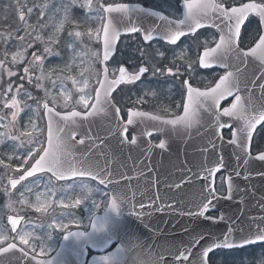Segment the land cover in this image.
I'll return each mask as SVG.
<instances>
[{
    "label": "snow or ice",
    "instance_id": "obj_1",
    "mask_svg": "<svg viewBox=\"0 0 264 264\" xmlns=\"http://www.w3.org/2000/svg\"><path fill=\"white\" fill-rule=\"evenodd\" d=\"M182 7V18H173L171 14L165 15L162 11H154L151 8L141 7L139 4L101 3L100 0H95V2L94 0H56V3L53 4L52 0H46L42 5L34 4L32 7H27L26 3L21 6L19 0H17L19 19L24 23V28L17 29L16 35L12 33L0 34V43L4 45L2 50L3 58H0V69H3V75L13 77L18 75L17 71H14L13 68L23 65V75L19 76L20 81L27 79L28 85L34 86L37 91H42L44 95L42 98L33 95L31 91H28L24 87L23 83L18 84L15 92H13V84L6 82L7 86L3 88L5 99H3L2 103L4 108L12 109V119L9 121V124L13 126L18 122L17 118L20 113L29 110L31 115L29 116L28 123L37 133L43 132V129L37 128L34 117L39 118L40 111L43 109L44 116L47 118V135L45 146V141L39 135L32 136L31 133L13 135L10 131L0 133V144L5 143L6 140L19 141V144H15L14 147H23L24 141L21 139V136L27 135L29 137L27 143L32 145V147L28 148L23 163L27 164L29 160H34V162L23 175L19 176V179L10 180L11 187L15 188L20 181L25 180L27 177L35 176L37 173H51V177L46 182V189L52 196L57 191L54 187L55 181L53 178L63 181L71 179L73 180V184L66 187L72 188L75 186L81 190V198H75L73 202L68 204L65 203L64 199L59 201L63 209L59 216H53L54 222L49 223L47 227L67 229L68 224L63 223L64 219H68L69 223H79L71 209L80 206L83 201L91 200L92 208L99 207L96 200L92 199V193L98 192L99 189L89 188L85 178L96 180L100 185L105 186L110 184L119 185L121 180L130 181L132 179V177L124 172L120 173L118 179L114 178V173L110 167V160L106 159L104 165H101L99 161L95 163V166L87 163V159L93 149L102 158H107L109 154V146L105 143L107 137L103 139L94 137L90 134L91 129H89L88 134L82 136L78 141L76 140V129L91 124L92 120L90 118L99 117L101 120H106L108 122V136L115 138L119 145L127 143L136 145L138 136L151 137L153 135L152 131L140 128V122L143 118L158 121L164 125H172L173 127L182 125L188 131L189 139L191 138V129L197 126L203 128L204 132L212 129V135L220 141L224 140L222 130L230 129L231 139L227 143L235 146L236 152H234V155L238 162L242 160L243 167L248 168L250 162L256 160L264 162V150L260 151L255 157H253L250 151L253 134L256 132L257 126L264 124V0H261V2H256V0L243 2V0H240L238 6L237 0H182ZM23 8H26V13ZM34 8L40 9L39 17L41 19L45 15H48L49 20L52 21L51 25L49 23H40L38 24L39 31L37 27L29 25L25 17L26 15L30 16ZM75 9H83L84 17L81 19L75 17ZM252 16L259 18L261 32L259 33L258 40L252 46L245 49L242 46V28L246 21H250V17ZM149 17L156 18L157 22L144 27ZM91 21H98L100 27L93 30L89 26L87 36L90 40L101 41L103 46L102 58L99 52H93L89 49L90 55L102 65L101 71L96 72L93 70L92 73L96 77L95 84L98 85L95 88L94 96L85 92V89L89 88L91 77L78 82L71 77H62L60 75H56L53 78L56 68H50L47 72L45 70L47 57L60 56V52L52 45H56L58 39H60V33L65 30V26L90 24ZM50 26L53 30L48 34L47 40H45L44 35L41 33ZM121 28L127 34L141 33L145 43L159 38L169 45H177V42L182 37H196L200 29H215L219 33V38L216 39L213 35L211 39L202 41L203 52L199 54L198 62L201 68L208 69L218 66L225 69V72L223 75H219L214 86H207L204 89L193 87L189 83V79L183 81V85L187 91L186 101L183 104V115H176L173 119H163L159 115L129 108L127 119L125 120L121 115V108L117 106V102L113 97V92L116 91L117 86L121 84H135L146 73L155 77L157 75L162 76L165 72L169 75H177L180 70L177 66L174 73L172 67H158L150 59L152 54L143 48L140 49V55L144 61L148 62L149 66H144L142 62L138 69L132 71H129L123 65H120L118 68H110L106 62H109L110 58L117 51V41L121 36ZM21 31H23V34H19ZM82 35L84 34L81 31L69 30L67 32L66 47L72 49L74 55L76 54L77 40ZM197 39L199 38L197 37ZM10 41H15L12 45L15 50L11 53L8 50ZM213 44L214 46H211ZM37 45L43 46L42 53L37 48ZM30 49H32L31 59H29ZM9 55L11 56L10 61L8 59ZM164 55L163 51L156 49L155 57L163 58ZM186 55V51L181 52L178 58L184 60ZM185 63L187 64L189 76H191L192 66L195 61L185 60ZM173 64H175V61H173ZM37 69L39 70V75H35L33 78L32 74ZM60 71L63 72L64 69H60ZM117 72L118 75H116ZM110 73L114 78L109 79ZM2 79L3 76H0V80ZM68 79H71L73 88H76L80 93L79 99L75 100V104L82 106L83 112L77 111L74 108L66 113L56 110L57 97L52 95L51 89L46 87L45 82H50L52 89L59 88V96L63 99L61 106L68 108V101L72 97V92L66 84ZM10 93L12 95L8 99L7 97ZM152 95H155V93H152ZM18 97H23V99H18ZM229 97L232 98L231 103L221 108V102L227 100ZM49 100L53 105L51 107L49 106ZM28 101H33L35 106L32 103H28ZM143 102V97L135 101V103ZM177 107L179 108L180 105H177ZM164 111L167 112L169 110L165 108ZM202 114L206 115L202 117ZM0 119H4V117L0 115ZM131 125H137L138 132L129 141L128 133L129 126ZM3 126L5 129L9 128L8 124ZM157 131H165V129L159 128ZM203 134L198 128L196 135L202 136ZM97 140H99V143H97ZM86 141L88 142L87 145ZM147 143L148 149L146 151L148 152L153 147L167 150V142L164 139H161L155 145L151 141ZM208 143L213 149L217 147L215 140H209ZM76 144L86 145V149L79 156L73 150ZM101 145L104 147L101 148ZM202 151L207 153L209 149L205 147ZM8 159L11 160L12 156H9ZM129 159L131 158L129 157ZM3 163L4 161L0 160V164ZM146 167H148L149 172L152 171L150 166ZM225 167L224 158L221 154L214 167H209L205 163L200 165L199 171L196 172L192 168H187L189 175L181 178L180 183L166 185L170 188L174 187L182 190L183 185L192 184L194 179L205 182L199 194L200 203L194 205L197 210L182 212V215L203 218L213 223L231 219L226 218L223 214H220L218 218L207 215L214 208V201L221 199L232 200L234 194L243 192V189H240L233 180V173L235 177L241 176L238 168H234L233 172L227 176L221 177V187L224 184L227 185V194L224 195L222 191H218L215 182L216 174ZM140 175L143 176V172ZM257 175L264 177V172H259ZM250 178L251 172H248L244 176V179L248 180ZM77 181H80V183L77 184ZM158 182L156 179L150 181L151 184ZM36 184H39V180L36 181ZM128 187L131 188V185H128ZM26 191L31 192L32 188L28 187ZM5 194H8L7 189L5 190ZM21 195L23 196V193ZM104 195L108 194L105 193ZM252 195L254 196L255 193L253 192ZM135 197V191H132L130 197L127 195L119 197L113 195L104 210L105 212L111 210L118 213L121 206L125 203L135 208L136 204H133ZM69 199L71 200L72 198L69 197ZM159 199L160 196L157 195L156 200ZM240 202L243 203V197H241ZM20 203L27 205L28 201L21 200ZM154 203L155 200L151 199L147 204L140 202L139 208L142 211L131 212L132 215L141 220V223H144L145 228L148 227V224L145 223L144 217L150 219L153 211H163V208L160 207L153 209ZM6 206L11 209V204ZM29 206L34 207L37 212H41L42 210L47 212L51 205L46 194H37L36 203ZM258 206L261 210H264V196L261 197V202ZM168 207L171 208L172 205H168ZM143 209H147V211H143ZM21 219L23 218L13 217L12 215L8 216V221L12 226L11 230L13 232H16L17 224ZM251 221L252 224L249 231L245 232L244 228H241L236 224V221L232 220L223 239L214 238L191 261H189V257L192 256V249L205 239V235L201 234L191 237L189 241L191 246H185L183 250L179 251L178 255L169 250V255H172L171 262L166 261L164 255L151 259L152 253L150 252L147 253L150 258L149 261H145L140 258L145 255L141 251H137L136 258L130 261L129 257L131 253L134 250L142 249L143 244L132 243L133 238H129L114 253L98 256L94 264H183V262H189V264H208L209 253L213 252L214 249H233L264 244V216L258 218L252 217ZM28 223L31 224L32 222L28 221ZM36 227L41 226L37 225ZM36 227H33L31 230L22 229L17 233L20 244L27 246V250L25 247H18L16 243L9 242L6 246H3L10 237L7 235L6 228L0 227V264H27L29 259L35 261V264H52L50 260L39 259L36 255V246L30 243L32 240L40 241V254L43 255L45 250L44 245L50 237V233L42 232V234L37 235ZM91 227L95 232L102 231L104 229V218L93 215ZM234 232L241 233L239 243L233 239ZM68 235L76 236L79 239L85 236L86 232L79 230L76 232L69 231ZM17 252L19 255L16 254ZM251 264H264V253L258 259L253 260Z\"/></svg>",
    "mask_w": 264,
    "mask_h": 264
},
{
    "label": "water",
    "instance_id": "obj_2",
    "mask_svg": "<svg viewBox=\"0 0 264 264\" xmlns=\"http://www.w3.org/2000/svg\"><path fill=\"white\" fill-rule=\"evenodd\" d=\"M156 22V18L149 17L145 22L144 27ZM132 34L136 33H124L123 29L121 28V36L117 41V48L123 36H129ZM116 52L110 58V61L106 62L107 65L112 61L113 57L116 55ZM102 54L103 46L101 42V58ZM213 68L219 67L216 66ZM220 69L225 71L223 68ZM109 79H111L110 74ZM121 85L117 86L116 90ZM115 92L116 91L113 92V95ZM229 99L232 98L229 97L227 100ZM225 101H222L221 105ZM75 110L79 111L78 109ZM181 115H183V112ZM204 115L206 114H202V117ZM90 119L92 120L91 124L76 129V140L78 141L80 138H82V136L88 134L89 129H91L90 134L92 136L100 137L101 139L107 137L105 143L109 146V154L107 158H102L97 155L96 150L93 149L92 153L87 159V163L93 164L95 166V163L99 161L101 165H104L105 160L107 159L111 161L110 167L114 173V178L118 179L121 172H124L128 176L132 177L130 181L121 180L119 185L110 184L107 186H101L109 191L110 199L113 195L118 197L127 195L130 197L132 191H135L136 197L133 201V204H136V207L133 208L130 204L125 203L121 206L118 213L108 210L101 215H97L96 217L104 218V229L102 231L95 232L91 227L90 231L79 239L76 236L65 234L55 256L51 259L43 260H50L52 264H60L58 262L59 260H62L63 264H85L87 257L86 246H89L97 253H103L108 248H110V246H112V243L119 241L120 244L112 252H110L114 253L116 249L122 246L129 238H133L132 243H142L143 248L134 250L129 257L130 261L131 259L136 258L137 251H141L144 252L145 255L140 258L145 261H149L150 258L147 253L150 252L152 253L151 259H156L159 255H164L166 261L171 262L172 255H169V250L178 255L179 251L183 250L185 246H191L189 244L191 237L201 234L205 235V239L192 249V256L189 257V261H191L207 244L211 243L214 238L223 239L224 234L227 232L228 225L232 220L236 221V224L241 228H244L245 232H247L249 231L250 225L252 224V217L258 218L264 216V210H261V208L258 206V204L261 202V197L264 196V177L257 175L259 172H264V162L256 160L254 162H250L248 168L243 167L242 160L238 162L234 155V152H236L235 146L228 144V140L224 139L223 141H220L216 139V137L212 135V129H209L208 132H204L203 128L199 126L194 127L191 129V138L189 139V133L183 128L182 125L173 127L172 125H164L161 122L143 118L140 122V128H143L146 131H152L153 135H159L161 139H164L167 142V150L153 147L151 151L148 152L146 151L148 149L147 142L150 141V137L138 136L136 145H132L130 143L119 145L115 138L108 136V122L106 120H101L99 117ZM260 126L261 125H258L257 129ZM159 128H163L165 131H157ZM198 128L200 132L204 133L202 136L196 135ZM137 132V125L129 126V133L136 135ZM209 140H215L217 145L215 149L211 148L208 143ZM87 143L88 142L86 141V145ZM97 143H99V140H97ZM152 144L155 145L154 143ZM86 145L76 144V147L73 150L77 156H79V154L86 149ZM103 147L104 146L101 145V148ZM205 147L209 149L207 153L202 151V149ZM221 154L223 155L226 167L220 172L224 171L227 176L229 173L233 172L234 168H238L241 172V176L235 177L233 173V180L240 189H243V192L234 194L232 200L221 199L219 201H214L215 206L211 211H218L219 214H223L226 218L231 219H226V221H221L219 223H213L212 221L205 220L203 218L182 215V212L197 210L194 205L200 203L199 194L202 185L205 182L203 180L194 179L192 184L183 185L182 190L176 189L174 187L170 188L166 185L180 183L181 178L189 175L187 168H192V170L196 172L199 171V166L205 163L209 167H214ZM255 156L256 155H253V157ZM129 157L131 159H129ZM121 165H123V167H121ZM146 166H150L152 171L149 172L148 167ZM141 172H143V176L140 175ZM248 172H251V178L245 180L244 176ZM38 174L42 173H37L36 175ZM48 174L51 175V173ZM32 177H27L25 180L20 181V183ZM152 179H156L159 182L156 184H151L150 181ZM57 181L64 182L63 180ZM93 181L98 183L96 180ZM19 184H17V186ZM128 185H131V188H129ZM253 192L255 193L254 196L252 195ZM157 195L160 196L159 200H156ZM241 197H243V203L240 202ZM150 199L155 200L153 209L160 207L163 208V211H153L150 219L144 217L143 219L145 223L148 224V227L145 228L144 223H141V220L137 219V217L132 215L131 212L142 211L139 208V203L143 202L147 204ZM168 205H172V207L169 208ZM143 211H147V209H143ZM21 222L22 219L17 224L16 232L18 231ZM9 225L11 226L10 223ZM186 229L187 231H185ZM76 231L77 230L71 232ZM79 231L83 232L82 230ZM240 236L241 233L239 232L233 233V239L237 243H239ZM233 249L240 248L237 247ZM215 250L217 249H214L213 251ZM211 253H209V255ZM16 254L19 255L18 252ZM102 255L106 254L103 253ZM97 257L98 256H93L90 259L89 264H94V261ZM27 264H35V261L29 259ZM183 264H189V262H183Z\"/></svg>",
    "mask_w": 264,
    "mask_h": 264
},
{
    "label": "rangeland",
    "instance_id": "obj_3",
    "mask_svg": "<svg viewBox=\"0 0 264 264\" xmlns=\"http://www.w3.org/2000/svg\"><path fill=\"white\" fill-rule=\"evenodd\" d=\"M118 1H137V2H143L145 5H148V2L151 3L152 6L166 12L167 14L173 15V17H179L181 16V10L179 9V0H100L101 3H114ZM5 2V5L3 7V4ZM46 0H19V3L21 6H23L25 3L27 4V7H32L34 4H44ZM53 4L56 3V0H52ZM95 2V0H94ZM240 2V0H237V3ZM177 5V6H176ZM14 7V8H13ZM13 8V9H12ZM0 9L2 15H13V20H18L17 24H15L12 28L13 31L11 32L13 35H16L17 29H23L24 23L19 19V10L17 8V0H0ZM23 10L26 13V8H23ZM39 8H34L33 13L28 16L26 15V20L29 25H32L33 27H37V30L39 31L38 24L40 23H49L51 25L52 21L49 20V16L45 15L42 19L39 17ZM76 11L78 12V16L81 18L84 17V10L83 9H75L74 15L76 14ZM8 19V18H7ZM20 23V25H18ZM84 26L82 27H74L72 25H66L65 30L60 33V39H58L56 45H52L57 51L60 52V56H49L47 57L45 61V70L46 72L50 68H56V72L53 74V78H55L56 75H60L62 77H71L73 79H76L78 82L83 81L87 77H91L89 80V88L85 89V92L90 93L93 95V90L97 86L95 84L96 77L92 75L93 70L98 72V66L99 61L95 60L89 53V49L93 52H99V49L95 48V44H99L100 41H97L95 39L90 40L87 36V30L90 26L93 30L100 27V24L98 21H91L90 24H82ZM52 27L50 26L48 29L42 31V35H44L45 40H47L48 34L52 32ZM69 30L74 31H81L84 35L77 40V47H76V54L74 55L73 50L66 47V41L68 39L67 32ZM259 25L256 21H251L250 24L245 28L242 41L245 48L249 44H253L255 41L257 35H259ZM0 34H4L3 32H0ZM19 34H23V31H21ZM215 36L217 39V35L214 33V31L207 29L196 35V37L184 39L180 44L175 46L176 48L172 49L167 44H163L162 42H154L150 46H147L145 49L148 50L152 55L150 56V59L152 60V63H155L158 67L165 68V67H172L173 72H176L177 66L179 67V74L177 75H169L167 72H165L164 75H157L155 77L151 76L149 73L143 78V80L134 85V86H125L120 89L118 93L115 94L114 98L118 105H120L123 109L125 108H132L130 105H135L136 108H142L147 109L152 112H156L160 115L164 116H176L179 114L182 104H183V80L186 78H190L196 85L200 87H205L208 85H211L213 83V80L215 77L219 76L220 71L219 70H208V71H201L198 69L197 64V54L201 51L202 41L205 39H211L212 36ZM197 37L199 39H197ZM126 43H125V41ZM123 42L120 45L119 54L118 56L109 64V67H115L118 68L120 64H125L129 69H137L136 67L138 64H135V59L139 57L140 53V47L137 49L136 44H134L131 40V38L124 39ZM82 41V43H81ZM138 41V40H137ZM15 43V41H10L8 45V50H10L11 46ZM189 44V47L186 50L187 55L185 56L184 60H181L178 58L179 54L173 53V50H177L180 47H182L185 44ZM127 44L124 48L123 46ZM214 45V44H213ZM211 45V46H213ZM203 46V45H202ZM38 48L40 49V52L43 51V46L39 45ZM156 49H159L160 51H163L165 53L163 58L155 57V51ZM31 50H29V59H31ZM2 54V52H0ZM170 55L171 61H168L165 59L166 55ZM0 58H3L2 55H0ZM185 60H191L195 61L192 66V72L191 76L185 75L186 73L183 72L187 70V64L185 63ZM142 57V62H143ZM169 63H167V62ZM173 61H175V64H173ZM141 62V63H142ZM147 62V61H146ZM172 62V63H171ZM145 64V62H143ZM147 64V63H146ZM21 65L16 67V71L18 73L17 76H14L10 79H8L5 75L3 76V79L0 80V115H4V119H0V133H4L5 131H10L13 135H20L21 133H31L32 136L39 135L41 139H45V125L43 123L44 117H43V111H40V117L35 118V122L37 125V128L43 129V132L37 133L31 128V125L29 122V116L31 115L29 110H25L20 113L19 117L17 118V123L13 126L9 124V121H11V111L12 109H7L3 107V99L5 97L3 96V88L7 86L6 82H11L13 84V92H15V88L18 84L23 83L24 87H29L27 83V79L24 81H20L19 76L23 75V67H20ZM182 66V67H181ZM184 68V69H183ZM60 69H64L63 72L60 71ZM2 73V72H1ZM83 73V75H81ZM33 78L35 75H39V70L37 69L33 74ZM112 75V74H111ZM211 82V84H209ZM35 83V81H34ZM46 87L51 89L52 95L57 97V106L59 108H62L64 110H68L69 108L73 106H78L82 108V106L75 104V100L79 99L80 93L76 90V88H73L71 79H68L66 81L67 87L72 92V97L68 101L69 107L64 108L61 105L63 104V99L59 96V88L56 89L51 88L50 82H45ZM59 84V81H58ZM34 87V86H31ZM35 88V87H34ZM28 91H31L28 89ZM33 95H36L38 97H43V92H40L39 94L33 91H31ZM36 93V94H35ZM152 93H155V95H152ZM11 93L7 97L8 99L11 98ZM143 97L144 102L143 103H135L138 98ZM18 99H23V97H18ZM51 103V101L49 100ZM28 103H32L34 105L33 101H28ZM228 103L224 104L227 105ZM177 105H180L178 108ZM35 106V105H34ZM167 108L169 111L165 112L164 109ZM83 109V108H82ZM84 110V109H83ZM125 113V112H123ZM9 125L8 129H5L3 125ZM27 125V127H26ZM2 127V128H1ZM15 128V132H13V129ZM264 129V127H263ZM262 129V130H263ZM229 133H225V137H228ZM28 136H21V139L24 141V146L16 148L14 147L15 144H19V141L13 142L10 140H6L5 143L9 144L10 147L13 149L12 152H8V146L4 143V149L3 151L6 153L4 157L12 156V159L9 161L13 164H20L16 167V165H8V164H0V200L3 202V204L0 205V227L6 228L7 235L11 238L10 232L6 225H4V222L1 218L5 216V213L12 212L15 214H19L22 216H31L32 220H29L26 218V222L24 226L21 228L24 230H31L33 227H36L37 225H40L41 227H36V234H42V232L50 233V237L47 239L44 246L47 247V252H43V255H41V249H40V241L38 240H32L30 241L31 244L36 246V255L40 256H46L49 257L54 252V250L58 246L59 237L67 230V229H73V228H81L84 230H87L90 224V221L93 217V215L101 213V209L105 206L104 200L106 198L105 190L101 188L98 184L86 180L89 188H98V192L92 193V199L96 200V202L99 204L98 208H92L91 207V200H86L81 203L80 206L71 209L72 212H74L75 218L79 223H69L68 219H64L63 223L68 224L67 229H61L59 227L56 228H49L47 225L49 223H53V216H59L60 212L63 209V206L59 203L61 199H64L65 203H71L75 198H81L80 196V188L79 187H72L67 188V185H72V182L68 183H55L54 187L57 189L54 196H52L50 193L47 192L46 189V182L50 178V176L44 174L41 176H38L35 179H31L30 182H28L23 187L20 186L18 189H16L13 193L5 194V190L7 189L4 187V184L7 183L9 178L11 177L12 173L21 172L23 169H25L26 165L29 164L30 160L27 164H24V158L27 155L28 148L32 147V145H29L27 143ZM157 140L156 138L154 139ZM1 145V144H0ZM253 152H259L264 150V131L259 132V134L255 137V144L253 145ZM1 147V146H0ZM0 160H3L0 156ZM9 160V159H8ZM21 165H23L21 167ZM7 166V168H5ZM223 176V175H222ZM218 176L217 178V187L218 191H222V193L225 192L224 185L221 187V177ZM39 180V186L36 188H33L32 185L36 184V181ZM77 184L80 183V181L76 182ZM37 185V184H36ZM28 187L32 188L31 192L26 191ZM23 193V196L21 195ZM37 194H46L48 201H50V207L48 208L47 212H44L43 210L41 212H37L34 207H31L29 205H34L36 201ZM69 197L72 199L70 200ZM43 198V197H42ZM21 200H27L28 204H21ZM11 204V209L7 207L6 205ZM81 212H78L77 210H80ZM105 209V208H104ZM103 209V210H104ZM101 211V212H100ZM28 221H31L32 223L29 224ZM20 230V231H21ZM10 240V239H9ZM8 240V241H9ZM7 241V242H8ZM6 242V243H7ZM16 242L20 244V241L18 239V236H16ZM5 243V244H6ZM4 244V245H5ZM23 247H26L25 245H21ZM264 253V245L255 247V248H249V249H243V250H234V251H224L220 250L216 253L212 254L210 257L211 264H251L253 260L258 259L261 254Z\"/></svg>",
    "mask_w": 264,
    "mask_h": 264
},
{
    "label": "trees",
    "instance_id": "obj_4",
    "mask_svg": "<svg viewBox=\"0 0 264 264\" xmlns=\"http://www.w3.org/2000/svg\"><path fill=\"white\" fill-rule=\"evenodd\" d=\"M4 5H5V2H4V4H3V7H4ZM14 8V7H13ZM12 8V9H13ZM0 12H1V9H0ZM77 17V16H76ZM8 18V19H7ZM78 19H81V18H79V17H77ZM14 19V14L11 16V15H9V16H4V15H2V13H0V31H3V32H7V33H11L12 31H13V26L15 25V24H17V21L18 20H13ZM18 25H20V23L18 24ZM73 26H76V27H82V26H84V25H79V26H77V25H73ZM3 48H4V45L2 44V43H0V52H2V50H3ZM10 57V56H9ZM8 57V58H9ZM136 60V59H135ZM137 61V60H136ZM3 71V70H2Z\"/></svg>",
    "mask_w": 264,
    "mask_h": 264
},
{
    "label": "bare ground",
    "instance_id": "obj_5",
    "mask_svg": "<svg viewBox=\"0 0 264 264\" xmlns=\"http://www.w3.org/2000/svg\"><path fill=\"white\" fill-rule=\"evenodd\" d=\"M189 44L190 43H188V44H185L181 49H179L178 51H179V53H181V52H184V51H186L187 50V48L189 47ZM33 186V188H36V187H38L39 185H32ZM34 201H36V199L34 200ZM1 204H3V203H1ZM0 204V205H1ZM29 220H32V215L30 216L29 215V218H28ZM44 248H45V252H47V247L46 246H44Z\"/></svg>",
    "mask_w": 264,
    "mask_h": 264
}]
</instances>
